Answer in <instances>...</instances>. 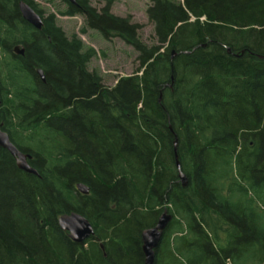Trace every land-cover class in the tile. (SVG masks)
Returning a JSON list of instances; mask_svg holds the SVG:
<instances>
[{
    "label": "trees",
    "instance_id": "16d2710c",
    "mask_svg": "<svg viewBox=\"0 0 264 264\" xmlns=\"http://www.w3.org/2000/svg\"><path fill=\"white\" fill-rule=\"evenodd\" d=\"M61 1L60 15L122 38L139 65L108 87L89 68L95 49L55 14L0 0L8 131L39 173L0 148V264H144L142 233L165 210L154 264H264V0H149L151 45L115 0ZM71 212L95 229L83 244L59 226Z\"/></svg>",
    "mask_w": 264,
    "mask_h": 264
},
{
    "label": "rangeland",
    "instance_id": "374dc122",
    "mask_svg": "<svg viewBox=\"0 0 264 264\" xmlns=\"http://www.w3.org/2000/svg\"><path fill=\"white\" fill-rule=\"evenodd\" d=\"M34 2L45 15L55 14L58 25L69 36L76 34L86 47L95 49L97 54L90 62L89 68L98 71L106 86L113 87L120 77L131 75L138 67V52L122 38L106 39L98 31L91 29L82 33L84 18L60 15L59 10L65 8L61 0H34ZM90 2L98 11L108 3L107 0H90ZM149 5V0H115L111 12L120 17H130L131 23L140 24L141 29L138 34L141 40L151 45L155 42V31L147 15Z\"/></svg>",
    "mask_w": 264,
    "mask_h": 264
},
{
    "label": "water",
    "instance_id": "95a60500",
    "mask_svg": "<svg viewBox=\"0 0 264 264\" xmlns=\"http://www.w3.org/2000/svg\"><path fill=\"white\" fill-rule=\"evenodd\" d=\"M71 3L76 4V0H69ZM19 10L23 19L31 24L34 28L40 30L43 25L42 16L27 2H19ZM15 52L17 54L23 55L25 49L16 46ZM42 81H45L44 71L42 69H37ZM178 140L175 141V147L177 149ZM0 146L11 153V155L16 159L17 166L30 174L39 175L37 169L29 163V159L32 158L30 154H26L18 149L14 142L10 139L8 133L0 129ZM176 163L179 170V176L182 181L183 186L187 185V176L181 171L180 163L178 160V155L176 154ZM76 188L79 192L83 194L89 193V188L83 183H78ZM172 219V215L167 211H163L159 217L157 224L154 227L145 229L142 233L143 242V252L145 256L144 264H154L156 249L159 247L162 240L163 233ZM59 226L62 230L68 232L71 240L78 244L85 243L88 239L94 236L95 229L91 222L77 212L65 213L58 218ZM103 249V245H101Z\"/></svg>",
    "mask_w": 264,
    "mask_h": 264
},
{
    "label": "flooded vegetation",
    "instance_id": "af4514ba",
    "mask_svg": "<svg viewBox=\"0 0 264 264\" xmlns=\"http://www.w3.org/2000/svg\"><path fill=\"white\" fill-rule=\"evenodd\" d=\"M16 47V46H15ZM15 47H13L12 49L15 51ZM21 47V46H20ZM24 55V54H23ZM9 91V87L6 85L2 84V81L0 80V129L6 133L9 134L10 139L13 141L12 135L8 130H11V111L10 109L6 110L5 108H8L7 106H5L6 103V99L3 97V92H7ZM4 105V107H3ZM14 142V141H13ZM15 144V142H14ZM16 145V144H15ZM17 146V145H16ZM0 148L4 149L3 147L0 146ZM19 149V148H18ZM6 150V149H4ZM20 150V149H19ZM7 151V150H6ZM21 151V150H20ZM10 155L11 153L9 151H7ZM27 154V153H26ZM12 156V155H11ZM13 157V156H12ZM14 158V157H13ZM32 159V158H31ZM29 159V163L30 160ZM16 160V159H15ZM33 166V165H32ZM34 167V166H33Z\"/></svg>",
    "mask_w": 264,
    "mask_h": 264
},
{
    "label": "bare ground",
    "instance_id": "6f19581e",
    "mask_svg": "<svg viewBox=\"0 0 264 264\" xmlns=\"http://www.w3.org/2000/svg\"><path fill=\"white\" fill-rule=\"evenodd\" d=\"M181 180V179H180ZM182 182V181H181ZM188 182V181H187Z\"/></svg>",
    "mask_w": 264,
    "mask_h": 264
}]
</instances>
